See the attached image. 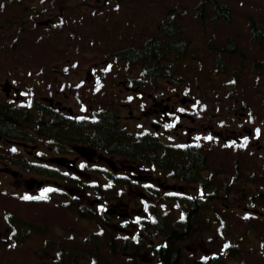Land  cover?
Returning <instances> with one entry per match:
<instances>
[{
  "label": "rangeland",
  "instance_id": "1",
  "mask_svg": "<svg viewBox=\"0 0 264 264\" xmlns=\"http://www.w3.org/2000/svg\"><path fill=\"white\" fill-rule=\"evenodd\" d=\"M24 1L33 2V0ZM61 1L44 0L42 2L43 14L56 16L53 24L48 27H45L42 21L40 22L41 25L35 23L39 17L27 9V19L24 20V27L0 28V81L9 78L18 89L25 91L26 96L54 94L56 90L72 95L71 88L76 87L78 94H82L85 98L77 106L85 109L88 106L87 104H92L97 106V110L102 107L105 108V105L109 103L106 101V97L111 98L108 93L114 94L110 91L112 82L123 88L121 84L123 79L132 82V71L137 73L136 67L132 65L112 64L109 52L114 50V44L117 42L120 44L121 41H124V37L119 38V40L113 39V37H120L122 33L127 34V41L132 43L133 33L136 32L143 35L147 32L150 24L143 25V31H133L137 28L135 27L136 19L133 21V18L148 16L154 20L161 18L163 13L171 17L173 12L169 14V9H178L174 16L181 20L180 23L183 26V29H181L182 37L192 36L189 38H192L194 43H201L207 40L211 42V39H213L215 42H219L217 45L225 44L228 38V41L232 44L237 43L239 48L245 52L244 56H248L249 62L253 59L264 61V42H262L261 47L256 46L257 42L249 44V34L245 29L249 22L254 19L256 24L264 31V0H220L231 8L229 20L224 22L205 19L201 21L204 24H200L199 20L194 16V8L198 0H128V5L120 9L117 8L116 3H111L110 0H85V6L99 4L98 6L103 7L104 10L86 9L85 6L76 8V6L72 5L66 8ZM69 1L78 2V0ZM4 2L7 3L8 0H0V9ZM41 6L38 9L41 10ZM132 9L135 10L134 13L127 12ZM87 11H90L89 14L93 16L98 15L96 19L99 22L112 24L109 30L97 27L95 19L85 18L84 14ZM136 11L138 12L136 13ZM125 12L127 15L131 14L130 19L127 18ZM12 13V7L0 10V21ZM115 16L118 18L117 24L114 23ZM87 24L91 27L87 26ZM41 27L42 29H40ZM41 30L47 32L48 35L41 37L40 35H43ZM107 31L111 34H109V38L113 39V44H110L106 39ZM199 45L197 48H199ZM190 51H194V48L190 49ZM3 52H7V54H3ZM81 53L87 54V58H90V60L87 61L83 57H78V54ZM9 54L30 55L27 57L28 59L18 60L19 57L14 59ZM95 62L104 64L95 67ZM88 72L94 74L92 77L93 81L102 83L95 87L91 86L90 91L85 89L86 87L83 88L76 85L77 81L83 82L88 79ZM252 76L255 75L253 74ZM195 77V72H193L191 77L186 75L184 76V82H190L187 86L193 90L188 92L187 97L192 98L193 96L197 105L203 102L214 104L216 110L220 112L235 100L240 101L239 97L243 96L244 99H248L253 109L259 112L254 113L257 122L260 119L264 120V80H261L262 87L261 85L257 86L258 88L261 87L259 90L243 82L240 85L241 91L236 92L233 89H229L226 85H223L226 87L216 90L212 85H205V80L194 89ZM87 93L89 96H87ZM0 99L11 101L14 98L5 99L4 92H1ZM75 100L79 101L78 98H75ZM75 100L74 97H70L67 104L76 107ZM111 108L115 107L111 105ZM142 124H144V121L141 119L130 121L128 126L135 128V126ZM11 148L15 149V152L17 151L16 147L4 144L0 146V152L13 154L14 151ZM216 148H219V146ZM18 149L19 151L15 153V157L24 155L28 163L39 162V159L35 158V156H28L27 152L21 147ZM217 154L219 158H222V153L217 151ZM222 159H224V163L219 165L217 183L215 184L219 190L220 200L211 201L210 206L217 210L220 215H223L225 222L230 224L229 237L234 239V242L238 244V248L241 250L242 255L239 254L240 260L244 259L251 264H264V216L259 214H257L258 217L252 216L244 211L251 210L255 206L264 209V201L259 197L256 200L258 202L255 201L253 202L254 204H250V202L245 200L247 196H242L240 199L233 198V192L241 188L243 181L233 184L229 181L227 158L226 160L225 158ZM6 162L9 163V159L0 155V211L12 214L13 220L11 219V222L17 225L27 220L31 228L27 225L26 234H28L29 238L23 247L4 248L0 243V264H93L92 257L95 255L96 249L100 253L98 257L102 260V264H152L153 255L147 251L128 255L126 250H121L120 245L117 244L116 251H120L121 254L113 253L114 249H112L113 245L110 240L111 238L115 239L114 226L116 221L114 218L116 214H108L106 239L96 240V247L88 243L87 239L89 238L84 240V233L94 228V222L89 218L77 219L74 209L72 211L67 210L57 202L59 199L63 202L72 201L76 195L80 197L78 201L81 205H87L92 208L89 202L93 200L95 194L91 190H86V194H88L85 199L84 195H82L81 187L76 184L68 185L61 179L39 175L30 169L21 168L17 164H7L10 172H5L3 167ZM101 166L91 165V168ZM12 170H16L18 176H14L11 173ZM62 171L66 170L62 169ZM99 174L98 171L90 169L87 173L80 176H82L83 180L101 184ZM161 182L163 184L166 181L161 180ZM106 186L112 188L116 195H119L121 188H123L116 182L102 180V187ZM245 187L248 189V185H245ZM68 188L72 189L71 191L73 192L69 191ZM125 190L126 192L123 194L126 196L123 200L125 204L117 201L115 202L116 205L111 206V208L115 207L116 213L128 216L131 210L133 211L134 208L138 207V204L132 203L133 199L142 195H140L139 191L128 188H125ZM262 191H260L263 193L261 197L264 198V190ZM226 192H229V194ZM42 193L46 198L39 199ZM69 193L73 194V196L69 197ZM105 195L107 197L111 196L109 194ZM25 196L34 197L35 199H24ZM119 197L117 196L116 198L118 199ZM128 198H131V203L126 206V199ZM211 223L209 212L200 213V217L191 232L192 235L198 237V240L193 245H188L190 253L193 252L191 248H194L195 251L196 248L201 250L209 244L207 237L213 236ZM35 225L44 226L42 234H36ZM67 232L71 235L68 239L65 236ZM36 235H41V239H38ZM75 235L77 237L72 238ZM44 238L49 242H44ZM160 241V238L152 237V243H160ZM62 242L64 245L60 246ZM67 248L72 251L70 261L67 263L61 262L66 260V254L61 256L59 259L61 261L56 260L58 252H61L62 249L65 251ZM37 249H39L40 254ZM208 252L210 251L207 250ZM133 256L135 259L132 261L130 257ZM237 259H227L221 264H235Z\"/></svg>",
  "mask_w": 264,
  "mask_h": 264
},
{
  "label": "flooded vegetation",
  "instance_id": "2",
  "mask_svg": "<svg viewBox=\"0 0 264 264\" xmlns=\"http://www.w3.org/2000/svg\"><path fill=\"white\" fill-rule=\"evenodd\" d=\"M86 9L104 10L98 5L87 6ZM29 10L33 12L31 7ZM89 12L85 13V18L95 19L97 27L109 29V26L96 19L98 15L93 16ZM37 16L40 18L37 21L38 24L41 25L40 22L42 21L45 27L53 24L56 17L53 14L47 16L39 13ZM87 26L90 25L87 24ZM41 32L43 34L40 35L41 37L48 35L45 31L41 30ZM127 50L122 53L124 57L136 58ZM9 55L14 59L19 57L18 60H22L28 59L30 54L27 56L26 54ZM79 56L87 61L90 60L85 53L78 54ZM100 64L102 63L97 64L95 62L94 66L99 67ZM132 75L134 76L135 73L132 72ZM93 76L94 74L88 72V79L83 82L77 81L76 85L86 87L85 89L88 91L91 90V86L101 85L100 81H93ZM121 84L123 88H119L118 84L112 82L110 91L114 94L108 93L111 98L106 97L110 107L111 105L115 107L111 108V115H109L103 107L97 110L96 105L87 104L85 109L77 106L85 98L82 94H78L76 87L71 88L72 95L56 90L54 94L26 96L24 90L18 89L13 81L5 78L0 81V93L4 92L5 99H14L11 101L0 99V109L14 108L21 111L20 136L24 140L15 141L30 156L37 157L40 163L43 161L50 162L52 156L65 157L67 160L64 163L52 162L50 166L59 170L60 167L66 168L79 175L87 173L91 169V165H102L99 170H96L100 173L101 184L93 182L89 186L90 189L99 190V195L104 194V191L109 189L108 186L102 187V180L123 179L129 189H134V191L137 188L140 189L139 193L142 196L133 199V204L149 203L150 199L156 202V196H163L167 202L174 200L183 202L186 199H192V197L198 196V192L192 195L190 189L189 193L186 194L184 187L186 183H198L202 173H207L206 179H209L210 174L212 178H214V173L216 178L218 176L221 159L217 154L218 149L213 139L220 140L221 144L226 143L228 146V156H222L228 159L229 179L232 182L241 183L244 181L249 184H257V188H264V126L262 127L263 124L257 122L251 107L240 105L238 101H234L231 105L226 106L223 115L220 117L214 104H207L202 101L203 103L197 105L193 98L187 97L186 93L191 90H187L186 86L170 83L134 85L126 79H123ZM87 96H89L88 93ZM70 97H74V100L75 98L79 99V101L75 100L76 107L67 104ZM141 119L144 124L135 126V128L128 126L130 121ZM214 119L217 121L214 122ZM162 125L167 127V133L170 137L172 136L171 132L174 134L171 139L167 140L170 141L168 143L171 146L178 148L172 150L173 154H168L169 150L163 149L162 146L155 147L160 143L156 131ZM5 129L6 127H2V130ZM107 129L109 131L105 136L102 132ZM131 138L141 139L139 145L147 146L142 150L143 154H153L156 158L163 156L166 164L161 167L172 168L180 172L181 176L185 174L189 178H183L178 182L174 181L171 186L163 188L166 192L161 194L158 187L161 184L160 176L150 172L147 162L138 160V164L133 165L123 161L126 158L122 153L132 155L129 153L131 151L126 152L124 150L128 146L132 148L131 145L138 144L137 140L135 143L128 142ZM27 139L34 142H29ZM0 140L11 141L1 137ZM190 143L191 145H189ZM187 146L198 147L203 151L206 159L204 170L202 155L197 153L199 149L192 150L191 147L188 148ZM0 155L7 158H14L15 156V154L10 155L3 151L0 152ZM155 161L156 159H149V162L153 164ZM7 164L9 163L6 162L3 170L10 172ZM20 167L25 168L24 165H20ZM11 173L18 176L16 171H11ZM112 174H116L117 178H112ZM138 182L144 183L140 186ZM68 183L70 182L68 181ZM76 185L81 187L82 195L85 198L88 194H86V189L80 184ZM68 190L71 191L72 189L68 188ZM180 193H185V195L181 197ZM242 194L245 195L246 193L242 192ZM79 198L77 196L78 200ZM248 199H256V197L249 194ZM117 201L125 204L122 199ZM104 202H106V198L103 200ZM89 203L100 205L101 199L95 197ZM110 203L112 206L116 205L113 201ZM129 203H131V199L127 201L126 206Z\"/></svg>",
  "mask_w": 264,
  "mask_h": 264
},
{
  "label": "trees",
  "instance_id": "3",
  "mask_svg": "<svg viewBox=\"0 0 264 264\" xmlns=\"http://www.w3.org/2000/svg\"><path fill=\"white\" fill-rule=\"evenodd\" d=\"M210 6V8L206 11H204V8ZM196 15L199 18V21H202L204 19H212V20H229L230 17V11L228 8V5L223 4L219 0H201L199 3V8L198 11L196 12ZM206 15V17H205ZM254 19H252L251 24L252 25V32L255 37H264V33L261 32V30L256 29V25L254 23ZM6 25V24H5ZM4 27V26H3ZM163 32L166 37H171L170 39H173L175 33L177 32L176 25L174 24H165L163 27ZM170 43V44H169ZM168 45L170 46L171 49H178L179 51H184L185 49V42L184 40H178L177 38H174L173 41H169ZM156 45H148V50L151 52H148L149 56L154 58L152 55V52L155 53L157 51ZM127 52L131 54L132 56L137 57L138 52L134 50L128 49ZM128 54V55H129ZM156 59V63H157ZM218 63H220L218 59ZM219 65V64H218ZM19 113L16 111H13L11 109H0V133H4L8 136L14 137V138H21L20 137V129H19ZM2 127L6 129L2 130ZM108 129L104 130L102 132L103 135L108 134ZM55 135V133H52ZM189 165V164H188ZM190 166V165H189ZM191 167V166H190ZM156 229L160 230V232L165 231V235L168 237L169 244L164 247H160L157 249V255L159 258L162 260V263L165 264H179L181 261V253H182V248L177 245V242L181 243L182 240L185 239L184 233H180L177 230H171V233L169 235V231L164 228V223L163 221H158L156 222ZM233 252V251H232ZM96 261L95 264L100 263V259L98 258V254L96 253L95 255Z\"/></svg>",
  "mask_w": 264,
  "mask_h": 264
},
{
  "label": "snow or ice",
  "instance_id": "4",
  "mask_svg": "<svg viewBox=\"0 0 264 264\" xmlns=\"http://www.w3.org/2000/svg\"><path fill=\"white\" fill-rule=\"evenodd\" d=\"M47 191V190H46ZM46 198L45 195L42 193L41 196L39 197V199H44ZM24 199H35L34 197H28V196H25Z\"/></svg>",
  "mask_w": 264,
  "mask_h": 264
}]
</instances>
